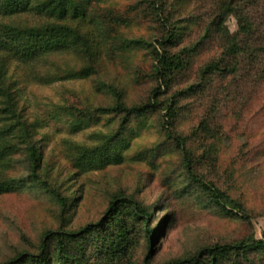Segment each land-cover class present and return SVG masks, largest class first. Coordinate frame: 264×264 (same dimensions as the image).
Returning a JSON list of instances; mask_svg holds the SVG:
<instances>
[{
	"label": "rangeland",
	"instance_id": "374dc122",
	"mask_svg": "<svg viewBox=\"0 0 264 264\" xmlns=\"http://www.w3.org/2000/svg\"><path fill=\"white\" fill-rule=\"evenodd\" d=\"M179 1L168 0V11L176 20L186 15H202L210 20L219 0ZM137 2L141 4L135 15L139 20L125 35L155 42L162 36V27L155 15H150L148 0H112L103 7L124 11ZM44 22L34 14L0 17L3 24L36 26ZM228 26L233 32L237 30L234 18L229 19ZM201 34L194 33L186 44L194 43ZM211 49L199 57L189 82H198L200 66L216 56L218 50ZM46 59L31 66L12 61L9 68V77L18 80V101L24 117L31 123L38 120L42 126L35 140L44 159L36 177L31 172L26 145H20L8 162L0 163V182L15 180L18 186L17 192L0 196V264L24 253L38 252L44 236L62 227L56 193L75 199L76 207L65 227L71 231L102 221L116 195L138 202L151 215L150 225L158 236L153 251L146 239L141 240L136 264H144L151 253L152 264H166L190 258L205 247L234 244L251 237L264 239V78L241 73L228 89H220L218 84L180 103L181 117L171 134L190 138L189 148L198 157L201 143L193 130L208 117L225 135L218 161L202 162L191 171L185 167L184 154L174 138L166 134L164 113L158 111L141 128L135 121L130 124L131 139L122 164L84 172L76 169L70 159L73 145L97 144L93 134L117 131L121 117L107 116L95 127L74 132L71 118L62 108L112 107L113 96L98 89L102 83L124 90L129 106L146 104L157 87L150 77L151 55L149 51H137L117 63L105 57L97 75L58 82L50 81L56 74L82 68L84 61L72 52ZM15 143L20 144L18 140ZM204 185L223 193L225 198L219 200L222 205L212 199ZM224 208L233 215H226ZM237 259L236 264H264V252L249 259L236 256L225 264H235Z\"/></svg>",
	"mask_w": 264,
	"mask_h": 264
},
{
	"label": "trees",
	"instance_id": "16d2710c",
	"mask_svg": "<svg viewBox=\"0 0 264 264\" xmlns=\"http://www.w3.org/2000/svg\"><path fill=\"white\" fill-rule=\"evenodd\" d=\"M110 1L0 0V17L34 14L45 19L36 26L0 23V163L8 162L7 158L26 145L31 172L36 177L44 159L35 140L42 126L38 120L29 122L19 107L18 80L9 77L12 61L31 66L47 60L50 55L72 52L85 65L56 74L50 82L85 80L100 72L105 57L117 63L143 50L151 55L150 77L157 84L152 91L153 97L146 104L129 106L124 90L102 83L98 89L113 96L115 103L112 107L62 108L71 118L74 132L95 127L107 116L121 117V127L117 131L93 134L97 144L73 145L70 159L74 167L89 172L122 164L124 150L129 147L131 139L128 135L132 130L130 124L135 121L141 128L158 111L164 113L161 116L166 134L174 138L184 154L185 167L191 171L202 162L215 158L218 161L225 135L219 126L210 123L208 117L200 120L193 130L201 143L198 157L189 148L190 138L173 136L170 130L181 117L180 103L183 100L209 91L218 84L220 89H228L229 83L241 73L247 76L258 74L264 78V0H219L217 11L210 20H205L202 15H186L176 20L174 13L168 11V0H148L150 15H155L162 27V36L155 42L125 35V31L139 20L135 18L141 10L139 2L119 11L103 7ZM182 1L188 0L179 2ZM231 18L237 24L235 32L228 26ZM199 32L202 34L198 40L186 44L194 33ZM210 48L218 50L216 56L200 66L198 82H189L190 72L199 57ZM215 104L216 101L211 105L210 114ZM17 140L19 145L15 143ZM17 187L15 180L0 182V196L17 192ZM204 188L218 205H222L219 200L225 196L220 190L206 185ZM56 197L62 227L44 236L38 252L21 254L4 264H136L135 253L141 240L146 239L152 249L158 236L151 228V215L134 199L122 194L113 197L99 223L80 231L65 230L76 207L75 199L71 201L57 193ZM224 211L226 215H233L226 208ZM259 252H264V239L251 237L234 244L205 247L190 258L166 264H225L236 256L249 259ZM151 254L147 255L144 264H152Z\"/></svg>",
	"mask_w": 264,
	"mask_h": 264
}]
</instances>
